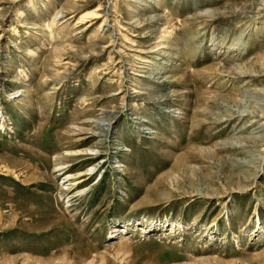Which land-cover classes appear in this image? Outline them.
I'll return each mask as SVG.
<instances>
[{
    "label": "rangeland",
    "instance_id": "rangeland-1",
    "mask_svg": "<svg viewBox=\"0 0 264 264\" xmlns=\"http://www.w3.org/2000/svg\"><path fill=\"white\" fill-rule=\"evenodd\" d=\"M0 264H264V0H0Z\"/></svg>",
    "mask_w": 264,
    "mask_h": 264
},
{
    "label": "bare ground",
    "instance_id": "bare-ground-1",
    "mask_svg": "<svg viewBox=\"0 0 264 264\" xmlns=\"http://www.w3.org/2000/svg\"><path fill=\"white\" fill-rule=\"evenodd\" d=\"M67 178H70V176H67ZM81 182V181H80Z\"/></svg>",
    "mask_w": 264,
    "mask_h": 264
}]
</instances>
